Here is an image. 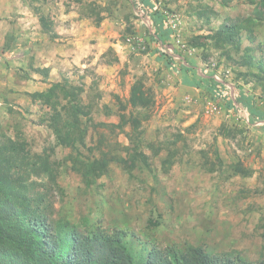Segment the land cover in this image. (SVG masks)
Segmentation results:
<instances>
[{
	"label": "rangeland",
	"instance_id": "374dc122",
	"mask_svg": "<svg viewBox=\"0 0 264 264\" xmlns=\"http://www.w3.org/2000/svg\"><path fill=\"white\" fill-rule=\"evenodd\" d=\"M260 1L0 0V144L47 159L49 174L28 182L49 223L127 233L137 253L201 246L264 261V129L248 108L264 113ZM230 24L243 25L236 38L219 37ZM54 83L89 109L84 145L56 144L53 109L31 96ZM135 83L145 112L129 103ZM56 94L64 113L68 98ZM137 112L146 164L111 162L85 184L71 157L125 155L129 126L112 124Z\"/></svg>",
	"mask_w": 264,
	"mask_h": 264
},
{
	"label": "trees",
	"instance_id": "16d2710c",
	"mask_svg": "<svg viewBox=\"0 0 264 264\" xmlns=\"http://www.w3.org/2000/svg\"><path fill=\"white\" fill-rule=\"evenodd\" d=\"M260 2L264 5V0ZM240 27L243 25H225L217 34L234 40ZM57 89H61L64 97L68 98V103L62 108L64 113L56 107L54 96ZM31 96L53 109L49 120L56 144L70 147L76 143L84 145V129L79 125V116L86 115L89 109L77 101L74 92L60 83H54L46 91L34 92ZM129 103L144 112L151 106L138 83L131 87ZM248 108L250 122L264 119V113L258 112L252 104ZM140 114L127 116L122 113L119 122L112 124L123 132L124 126H129V130L125 131L129 141L123 147L125 155L101 150L93 159L71 157L72 169L80 174L85 184H92L105 175L111 162L124 168L135 167V162L146 164L147 156L141 149L140 141ZM261 128L264 129V126ZM95 148L100 149V146ZM26 152L23 142L9 139L0 144V264H264V261H248L239 255L212 254L201 246L185 249L167 246L162 251L150 248L147 253H137L130 247L127 233L101 230L81 233L69 220L49 223L43 213L44 194L37 191L29 194L33 182H28L31 174H49L47 159L40 155L30 157ZM128 155H131L129 162ZM166 163L171 164L170 155L163 160V164Z\"/></svg>",
	"mask_w": 264,
	"mask_h": 264
},
{
	"label": "built area",
	"instance_id": "2783aa9c",
	"mask_svg": "<svg viewBox=\"0 0 264 264\" xmlns=\"http://www.w3.org/2000/svg\"><path fill=\"white\" fill-rule=\"evenodd\" d=\"M246 120L248 121L249 119L246 117ZM256 124H259V125L264 124V119H262V120H257V121H256Z\"/></svg>",
	"mask_w": 264,
	"mask_h": 264
},
{
	"label": "crops",
	"instance_id": "0c3cea01",
	"mask_svg": "<svg viewBox=\"0 0 264 264\" xmlns=\"http://www.w3.org/2000/svg\"><path fill=\"white\" fill-rule=\"evenodd\" d=\"M260 120H262V119H260ZM256 123V122H255ZM261 126H264V124H262Z\"/></svg>",
	"mask_w": 264,
	"mask_h": 264
}]
</instances>
